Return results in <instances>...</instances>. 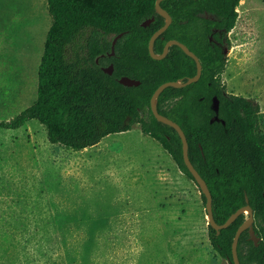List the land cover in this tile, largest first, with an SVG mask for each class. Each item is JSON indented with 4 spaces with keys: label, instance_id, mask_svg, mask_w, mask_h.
<instances>
[{
    "label": "rangeland",
    "instance_id": "obj_1",
    "mask_svg": "<svg viewBox=\"0 0 264 264\" xmlns=\"http://www.w3.org/2000/svg\"><path fill=\"white\" fill-rule=\"evenodd\" d=\"M237 12L223 81L261 105L264 132V0ZM51 25L47 0H0V120L37 100ZM0 264L229 263L201 188L138 125L76 151L34 119L0 129Z\"/></svg>",
    "mask_w": 264,
    "mask_h": 264
},
{
    "label": "trees",
    "instance_id": "obj_2",
    "mask_svg": "<svg viewBox=\"0 0 264 264\" xmlns=\"http://www.w3.org/2000/svg\"><path fill=\"white\" fill-rule=\"evenodd\" d=\"M52 25L39 68L37 100L0 129H18L38 120L51 143L83 150L106 136L139 126L188 169L178 131L154 115L151 99L170 81H187L197 74L196 60L172 45L162 60L154 59L149 44L166 24L156 10L157 0H47ZM241 0H164L172 16L170 27L155 42L161 55L170 40L186 44L199 58V81L183 88L168 87L158 98L161 114L177 122L189 142V156L213 195V212L224 224L240 208L250 205L259 246L249 229L239 240L241 264H264V132L261 105L229 93L223 81L228 63L226 47ZM151 18L147 27L142 24ZM125 32L112 53L114 38ZM114 65L113 74L103 68ZM128 76L141 81L125 86ZM219 110L215 109V100ZM197 183V182H196ZM206 205L207 198L202 193ZM247 216L242 213L218 232L209 225V239L217 253L234 264L233 242Z\"/></svg>",
    "mask_w": 264,
    "mask_h": 264
},
{
    "label": "water",
    "instance_id": "obj_3",
    "mask_svg": "<svg viewBox=\"0 0 264 264\" xmlns=\"http://www.w3.org/2000/svg\"><path fill=\"white\" fill-rule=\"evenodd\" d=\"M164 0H157L156 2V10L158 13L164 15L167 19L166 24L159 29L151 38L150 40V44H149V49H150V53L152 55V57L154 59L157 60H162L164 58H166V56L169 54L170 51V47L172 45H179L186 54H188L189 56L193 57L196 62H197V74L193 77H190L187 81H170V82H166L164 84H162L154 93L152 99H151V107H152V111L154 113V115L156 116V118L160 121L163 122L167 125H170L172 127H174L178 133L180 134L182 141H183V152H184V159H185V163L188 167V169L190 170V172L192 173V175L194 176L197 184L199 185V187L202 190V193L206 196L207 198V202H206V210H207V216L209 219V225L212 226L214 229H216L218 232H220V230L229 227L242 213H249V217L246 219V221L244 222V224L238 229L236 236L234 238V242H233V259H234V264H241L240 258H239V253H238V246H239V240L240 237L242 235V233L249 229L250 232V236L251 239L254 241L256 246L260 245L261 242V238L257 235L255 227H254V222H255V217H254V211L253 208L250 205H247L245 207L240 208L238 211H236L224 224H218L215 220L214 217V212H213V195L212 192L206 182V180L202 177V175L199 173V171L195 168L194 164L192 163L190 156H189V142L187 139V136L184 132V130L182 129V127L175 121H173L172 119H170L169 117L163 115L160 113L159 108H158V98L160 96V94L168 87H176V88H183L186 87L192 83H195L197 81L200 80L202 73H203V65L200 61V58L193 52L190 50V48L178 41V40H170L165 48L164 51L161 55L156 54L155 52V42L157 40V38L163 34L172 24L173 22V18L172 16L162 7V2ZM155 18H151L146 20L142 25L144 27L149 26ZM125 35V32H122L120 34H118L114 40H113V44H112V53L110 54V56H114L115 55V47L117 42L119 41V39H121L123 36ZM228 49H226L225 51H227ZM103 70L108 73V74H113L114 72V65L111 64L108 67H104ZM120 83L125 85V86H139L141 85V81L128 77V76H124L120 79ZM215 109L219 110V102L216 99L215 100Z\"/></svg>",
    "mask_w": 264,
    "mask_h": 264
}]
</instances>
